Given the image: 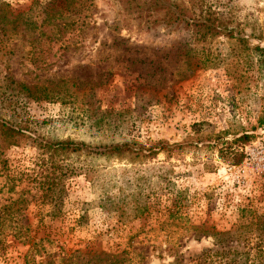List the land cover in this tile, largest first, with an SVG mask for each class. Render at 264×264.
Instances as JSON below:
<instances>
[{
	"label": "rangeland",
	"instance_id": "1",
	"mask_svg": "<svg viewBox=\"0 0 264 264\" xmlns=\"http://www.w3.org/2000/svg\"><path fill=\"white\" fill-rule=\"evenodd\" d=\"M0 3V117L25 135L0 139V264H258L264 0H208L251 37L242 50L220 36L208 57L172 55L188 24L144 32L126 0L63 26L47 0ZM123 143L138 155L98 154Z\"/></svg>",
	"mask_w": 264,
	"mask_h": 264
},
{
	"label": "trees",
	"instance_id": "2",
	"mask_svg": "<svg viewBox=\"0 0 264 264\" xmlns=\"http://www.w3.org/2000/svg\"><path fill=\"white\" fill-rule=\"evenodd\" d=\"M119 3L124 0H117ZM126 12L132 16L135 15L134 19L141 29H144V32L152 31H167L170 32L174 22H186L190 27V33L184 37L187 41L184 46H174L173 49L169 51L172 55H175L177 51L183 53L184 56L188 57L191 53L195 55L205 56L209 55L208 46L211 41L214 39L225 36L228 39L234 40L242 50H249V40L251 37H244L240 35L239 31H236L232 26L233 19L230 16L229 11L226 9H219L216 6L210 5L208 0H181L179 2H174L171 0H126ZM4 4L0 3V9L3 10ZM92 7V0H47L46 7V16L47 18H53L54 20H61L62 26L65 25V21L69 20L70 23L75 22V20L86 21L90 16L89 12ZM132 10H135L132 12ZM4 11V10H3ZM136 12V13H135ZM5 23V22H4ZM8 23H5V25ZM5 25L0 27V51L4 54H9L11 50L8 48L7 43L9 33L5 29ZM113 30L110 32L112 33ZM7 33V34H6ZM236 35V36H234ZM119 46H125L124 40L114 38L112 41ZM198 49V50H197ZM254 51H257L262 56H264V49L260 47H255ZM198 52V53H197ZM206 57V58H207ZM189 57L188 59H190ZM198 64L200 63L198 61ZM36 90V89H35ZM21 92H27L31 94L28 87L21 85ZM25 137L24 133L17 129L11 121H8L6 118L0 117V139L2 141H8L10 143L16 144L19 138ZM240 140L244 142L248 141L247 136H241ZM58 148L62 150H71L75 151L76 147H84L88 152L92 151L89 149L91 147L84 144L75 145L72 142L65 143H56ZM132 145L128 143L112 145L109 148H105L102 151L96 150L98 154H111V155H124V154H134L138 155V150L131 148ZM165 145L159 146L158 150H162ZM156 149H149V156H154L158 152ZM228 161L235 165L242 162L244 155L238 151H228ZM49 190V189H48ZM245 248V247H244ZM247 248V247H246ZM230 252V251H229ZM223 253V252H222ZM260 262L258 264H264V251L258 252ZM236 254L234 253L231 256V260L228 264H235ZM245 256L244 263L248 264V255L249 251L243 253ZM223 257L226 258V254H223ZM228 258V257H227ZM253 263V262H252ZM255 264V263H253Z\"/></svg>",
	"mask_w": 264,
	"mask_h": 264
}]
</instances>
